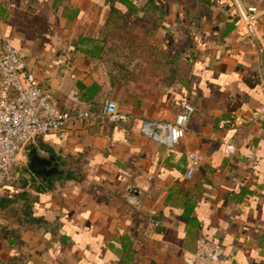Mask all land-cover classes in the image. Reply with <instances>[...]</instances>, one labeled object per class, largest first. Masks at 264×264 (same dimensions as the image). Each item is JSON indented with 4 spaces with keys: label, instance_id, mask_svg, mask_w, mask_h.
Segmentation results:
<instances>
[{
    "label": "crops",
    "instance_id": "obj_1",
    "mask_svg": "<svg viewBox=\"0 0 264 264\" xmlns=\"http://www.w3.org/2000/svg\"><path fill=\"white\" fill-rule=\"evenodd\" d=\"M239 1L249 24L235 0H0V37L63 108L112 99L131 116L37 138L68 175L0 185V264H192L202 238L222 264H264V120L219 129L264 106V0ZM181 99L185 138L141 133Z\"/></svg>",
    "mask_w": 264,
    "mask_h": 264
},
{
    "label": "built area",
    "instance_id": "obj_2",
    "mask_svg": "<svg viewBox=\"0 0 264 264\" xmlns=\"http://www.w3.org/2000/svg\"><path fill=\"white\" fill-rule=\"evenodd\" d=\"M256 13V8H249ZM264 56V36L260 39ZM180 111L172 120H144L141 133L150 139L172 147L185 138L188 124L196 108L188 101L177 102ZM130 114L119 109L116 101L105 100L98 111H90L79 104L63 108L52 94L43 88L28 69L25 54L4 37H0V185H18L28 169L23 151L33 138L50 133L65 136L71 124L127 122ZM264 120V106L232 119H222L219 129L238 128ZM227 152H234L229 146ZM203 156L198 151L187 154L185 178L190 180L200 167ZM224 248L202 238L192 264H222Z\"/></svg>",
    "mask_w": 264,
    "mask_h": 264
},
{
    "label": "water",
    "instance_id": "obj_3",
    "mask_svg": "<svg viewBox=\"0 0 264 264\" xmlns=\"http://www.w3.org/2000/svg\"><path fill=\"white\" fill-rule=\"evenodd\" d=\"M235 3L241 16L249 24L250 19L248 13L239 0H235ZM22 155L29 171L44 184L49 185L50 182L65 178L68 175L70 165L62 164L53 152L47 151L41 146V141L37 138L31 140ZM128 192V199L132 201L136 200L142 194V190L136 186H129Z\"/></svg>",
    "mask_w": 264,
    "mask_h": 264
}]
</instances>
